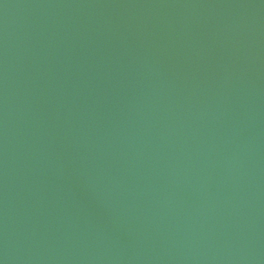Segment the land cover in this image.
Returning a JSON list of instances; mask_svg holds the SVG:
<instances>
[{"label":"water","instance_id":"1","mask_svg":"<svg viewBox=\"0 0 264 264\" xmlns=\"http://www.w3.org/2000/svg\"><path fill=\"white\" fill-rule=\"evenodd\" d=\"M0 264H264V0H0Z\"/></svg>","mask_w":264,"mask_h":264}]
</instances>
